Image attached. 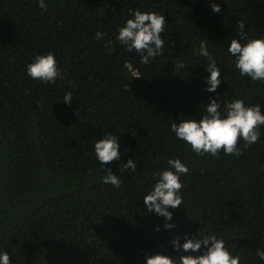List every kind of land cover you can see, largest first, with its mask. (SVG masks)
I'll list each match as a JSON object with an SVG mask.
<instances>
[{"label": "trees", "instance_id": "1", "mask_svg": "<svg viewBox=\"0 0 264 264\" xmlns=\"http://www.w3.org/2000/svg\"><path fill=\"white\" fill-rule=\"evenodd\" d=\"M130 9L168 22L164 55L149 65L115 39ZM241 19L250 36L264 34V0H51L45 13L37 0H0V251L12 264H145L146 255H175L176 235L208 231L242 264H261L264 126L240 157L197 156L170 131L175 120L199 119L216 95L204 91L201 41L222 69V100H264V82L241 77L227 51ZM47 52L64 73L55 84L26 75L32 57ZM67 91L71 106L61 101ZM107 133L120 136V163H137L128 173L111 165L119 189L101 182L106 172L93 154ZM170 157L189 173L181 177L184 205L172 210L178 228L166 231L142 198Z\"/></svg>", "mask_w": 264, "mask_h": 264}, {"label": "clouds", "instance_id": "2", "mask_svg": "<svg viewBox=\"0 0 264 264\" xmlns=\"http://www.w3.org/2000/svg\"><path fill=\"white\" fill-rule=\"evenodd\" d=\"M38 7L45 13L51 0H37ZM215 13L221 12V4L213 2L210 5ZM246 20L237 23V37L231 39L228 46L230 57L234 58L235 69L241 77H247L252 82H264V34L252 37L245 30ZM165 15L155 11H141L130 9L129 18L124 20L118 28L115 37L129 53H135L140 58V63L149 65L158 57L164 55L166 43ZM105 34L97 31L96 40H104ZM111 43V42H109ZM108 47V44L105 45ZM197 54L206 58L204 78V91L216 94L210 95L209 102L205 105V113L197 118H181L175 120L170 131L175 138L189 146L191 152L197 156H211L218 158L224 156L240 157L245 149L260 142L261 129L264 126V114L261 105L264 100L248 104L243 98L224 101L217 93L218 87L224 81L222 69L215 55L209 51L207 41H201ZM134 78H140L133 70L131 64H126ZM185 67L183 61L175 65V69ZM26 75L34 81L44 84H55L58 79H64V73L53 52L36 54L26 65ZM63 103L71 106L73 92H65ZM122 142L120 136L107 133L98 139L93 146V154L101 168L106 172L102 176L103 184H110L114 189H119L122 184L121 176L112 170V164L117 163L120 173L137 171V163L128 159L121 161ZM127 151V149H125ZM168 167L157 170L152 174L153 184L143 196L146 211L164 219L163 228L166 231L178 228L174 221V212L183 201V182L181 177L189 173L188 166L182 159L169 158ZM160 231V227L155 229ZM183 241V242H182ZM175 255L159 252L145 256V264H242L243 257L230 251L223 236L214 231L204 233H183L176 235L170 241ZM256 256L264 264V249L258 248ZM0 264H12L10 253L5 249L0 251Z\"/></svg>", "mask_w": 264, "mask_h": 264}, {"label": "bare ground", "instance_id": "3", "mask_svg": "<svg viewBox=\"0 0 264 264\" xmlns=\"http://www.w3.org/2000/svg\"><path fill=\"white\" fill-rule=\"evenodd\" d=\"M48 203V202H47ZM41 206V205H40Z\"/></svg>", "mask_w": 264, "mask_h": 264}]
</instances>
